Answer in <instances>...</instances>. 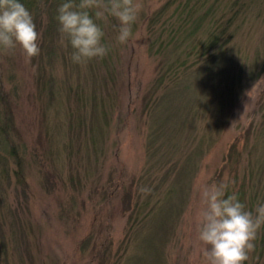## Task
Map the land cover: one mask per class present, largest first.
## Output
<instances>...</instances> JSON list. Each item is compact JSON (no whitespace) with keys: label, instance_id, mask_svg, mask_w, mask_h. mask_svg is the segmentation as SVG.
I'll return each instance as SVG.
<instances>
[{"label":"rangeland","instance_id":"374dc122","mask_svg":"<svg viewBox=\"0 0 264 264\" xmlns=\"http://www.w3.org/2000/svg\"><path fill=\"white\" fill-rule=\"evenodd\" d=\"M138 2L129 42L120 44L118 29H110L114 51L68 68L72 59L58 61L55 86L46 83V29L36 57L0 49V155L11 168L0 179L8 249L0 264H206L197 231L200 189L228 184L235 150L244 147L252 165L264 162V127L251 135L264 112V73L241 88L237 75L264 51V0H242L256 4L247 16L241 8L234 35L221 36L232 39L212 50L224 53L208 62L214 71L187 41L181 50L188 63L161 88V73L177 58L172 25L189 6ZM192 2L205 12L202 1ZM231 2L220 0L216 15L228 18ZM231 85L240 99L231 97ZM16 211L24 232L17 237L10 230Z\"/></svg>","mask_w":264,"mask_h":264},{"label":"clouds","instance_id":"9594fccd","mask_svg":"<svg viewBox=\"0 0 264 264\" xmlns=\"http://www.w3.org/2000/svg\"><path fill=\"white\" fill-rule=\"evenodd\" d=\"M141 8L138 0H67L56 17L60 44L65 48L70 44L74 63L104 58L109 47L102 42L106 32L98 22L107 24L110 17L118 20L116 39L126 44ZM41 35L32 13L20 0H0V49L13 52L19 47L31 59L40 55ZM227 188L225 183H213L200 189L197 231L205 246L206 264H245L264 227V203L250 210L238 195L226 196Z\"/></svg>","mask_w":264,"mask_h":264},{"label":"trees","instance_id":"16d2710c","mask_svg":"<svg viewBox=\"0 0 264 264\" xmlns=\"http://www.w3.org/2000/svg\"><path fill=\"white\" fill-rule=\"evenodd\" d=\"M191 1H202L200 5L202 6V8L206 7L205 12L200 14L197 13L195 10H200L201 8L195 9L196 5H193V2L191 3ZM208 1L209 0H187L185 5L189 6V8L186 9L185 16H180L173 23L172 26L174 27V29L172 35L170 36V38L172 37L170 44H172L173 40H177V44L175 45L174 49V53L176 54L177 58H173L171 60L167 72L163 71V73H161V77L159 79V85L161 86L158 85L159 88L164 87L166 80L168 79L170 83H173L177 78L178 68L188 63V61H186L187 58H184V53L186 52V49L181 50L182 47L186 45L187 41L196 43L195 48L197 49V51L194 53L197 57L198 55H200L201 57L206 55L207 57L206 59H204V61L208 64L209 68L211 67L208 70L214 71L212 70L211 63L215 60H220L224 58V53L223 55H217V53H212V50L217 49L218 45L220 46V44L224 42H229V40L232 39L231 35H234L236 31L232 30V28H234L232 26L233 23L236 21V18L239 12L241 11V8H244V10H246L245 14L247 16L249 14L250 8L256 4L255 2L248 4V2H242V0H232L230 6L226 8V10H229L227 14L228 18L224 19L222 18V15H220L219 17L216 15L218 12L216 7L220 4V0H215L210 5H207ZM20 2L23 3L32 13L34 22L37 25V31L40 32L42 29H46L47 41L45 42V47L47 49L45 50V54L47 58L45 57V59L43 60V62L47 63L48 66V70L45 73L49 75V78H46V83L55 86L58 79V67L56 63L58 61L65 62L64 60H71V54L74 51L70 49V44L68 45V50L60 48L57 44L58 40L61 39V34L58 30L60 25L58 24V21L56 19L58 14V8L63 3L67 2V0H20ZM76 2L78 3L79 0H76ZM245 5H248L249 7L246 8ZM166 8L167 6H165L163 9ZM160 16L161 15H159L158 18L155 20L156 23L160 20ZM261 16L264 17V14H261ZM42 18H45L46 20V23L43 26L39 23V19L41 20ZM98 23H100L101 27H103L106 32V35L103 38L102 42L109 47L108 54H110L114 51L113 49L115 48V44L114 42H109L111 40H108V31L113 28L118 29L119 21L115 18L110 17L107 24H105L104 22ZM137 23L138 22L136 21L133 26L137 25ZM45 25L46 28H44ZM229 30L231 31V35L229 36L230 38L228 36H225L222 40V37L224 35H228L227 32H229ZM200 36H202V38H200ZM260 56L261 57H258L253 63L248 64L247 67L241 66L240 72L237 74L239 75L238 79L241 82L239 84L240 88L243 86V84L251 85L252 82H254L257 78H260L263 75L264 51L260 52ZM68 66H77V64H75L71 60V63L69 65H65L66 68H68ZM42 87L41 91H45L46 85L42 84ZM230 87L232 88L228 92L231 93V97L233 98L237 94V99H240L241 92L235 89V85H231ZM2 90L3 88L0 85V91L2 92ZM234 91H237L238 93H234ZM169 99H171V97ZM230 104L231 103H228V101L226 100L225 105L229 106ZM262 107L264 108V105ZM218 109L220 110V112L222 111L220 108ZM174 110L176 111L177 109ZM196 114H199L198 110H196ZM8 123L9 122H7L6 125ZM261 126L264 127V112H262L261 123L251 125V135L258 133L260 131ZM4 130L5 127H3V133ZM5 135L6 139L8 140L5 142L7 143V146L10 147L9 150H7L8 155L10 157H15L14 155H16L17 149L16 146L12 143L11 133L5 132ZM247 148H252L250 140L246 141L245 149ZM235 152L236 153L234 154L235 156L237 155V157L231 158V160H236L235 167L232 168L230 172V174L232 173V176L229 175L230 178L229 181H227L228 188L226 191V196L236 194L238 195L240 202L244 203L248 209L254 210L258 203H264V162L261 164L253 163L252 165L251 160H246L244 147L242 151L235 150ZM9 163V159L7 157H5L4 155H0V179L3 178V180H5L8 178V173L11 171V168H9ZM239 164H241V166ZM253 167H256L257 169H254ZM171 190L173 192H176L177 189L176 187H172ZM2 211L3 209H0V223L2 222L1 219H7V215H5V212ZM14 214L16 216V221L13 222L14 227H11L10 230H12L15 234V237H17V235L20 236V233L24 234V232L20 229L21 223L19 220H17V211ZM3 228L4 223L0 224V254H5L8 252V249L6 251V244H4V242L6 241V231H4ZM255 245V250L251 255L252 257L249 261H246L245 264H264V227H262L259 231L257 240L255 241ZM256 255L258 256L257 260L254 259Z\"/></svg>","mask_w":264,"mask_h":264}]
</instances>
